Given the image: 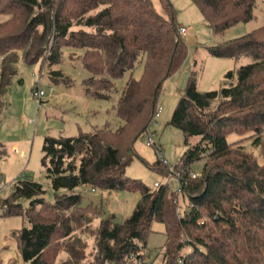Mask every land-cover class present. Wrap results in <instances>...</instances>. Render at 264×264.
Instances as JSON below:
<instances>
[{
  "label": "trees",
  "instance_id": "16d2710c",
  "mask_svg": "<svg viewBox=\"0 0 264 264\" xmlns=\"http://www.w3.org/2000/svg\"><path fill=\"white\" fill-rule=\"evenodd\" d=\"M157 1L161 12L153 0H0V14L8 16L0 23V120L20 59L27 66H52L62 49L81 50L79 61L88 73L81 81L85 96L107 101L117 93L115 81L138 60L143 63L139 78L129 77L113 104L110 116L122 123L117 129L108 119L76 136L44 138L41 164L52 202L30 179L18 180L0 198L2 215L24 216L29 223L15 232L23 262L54 264L63 252L60 264H131L130 256H142L152 225L160 223L165 235L160 264H264V164L240 145L249 138L260 144L264 134V24L207 48L215 58L247 60L227 71L217 90H198L189 75L168 121L185 145L176 170H170L157 155L149 163L134 151L155 118L165 80L187 51L175 8L169 0ZM191 1L213 33L249 22L256 5V0ZM136 156L152 171L175 173L180 193L168 183L151 188L129 180L125 169ZM200 160L202 173L191 177L189 166ZM79 187L137 193L139 200L118 223L106 218L101 205H82ZM175 197L186 203L182 214ZM77 231L93 239L91 259Z\"/></svg>",
  "mask_w": 264,
  "mask_h": 264
},
{
  "label": "rangeland",
  "instance_id": "374dc122",
  "mask_svg": "<svg viewBox=\"0 0 264 264\" xmlns=\"http://www.w3.org/2000/svg\"><path fill=\"white\" fill-rule=\"evenodd\" d=\"M176 11L177 24L185 28L182 39L187 51L181 66L164 82L162 91L157 99L161 107L158 118L153 119L148 127L149 134L153 133L155 145L145 144L146 134L134 143V151L140 158L149 163L156 159L154 148L159 144L163 150V158L169 167H174L185 151L183 134L180 130L168 125L172 111L178 101L179 93L186 85L190 74L196 80L200 91L217 90L224 74L235 70L240 64L247 61H235L227 58L212 57L207 48L226 40L245 35L264 24V0H256L253 18L246 23H238L221 33H213L206 27L204 18L191 0H169ZM155 9L161 12L157 0H153ZM8 18L0 14V23ZM59 63L48 66L36 63L27 66L22 59L18 62V71L12 80L6 96V107L0 120V198H6L11 192L13 184L20 179H30L41 184L45 190L44 199L53 201V191L45 176L41 164L42 145L46 136L57 137L76 136L79 130L90 131L93 128L103 127L105 121H111V129H117L122 123L109 116L120 91L129 77L138 79L143 63L138 60L131 72H126L115 81L117 93L112 100H95L86 98L81 81L88 77L79 61L81 50L62 49ZM51 71L55 74L50 77ZM21 80V82H19ZM44 96L38 97V91ZM93 109V114L86 116V112ZM249 138L242 144V149L252 155L259 163L264 164V134L260 144H252ZM133 157L125 169V176L129 180H140L146 186L153 188V183H168L171 189L177 187V179L163 173L152 171ZM203 161H195L189 166L191 174L200 175L203 170ZM175 168V167H174ZM173 168V170H174ZM176 170V168H175ZM173 172V171H171ZM256 179V178H255ZM82 198V205L92 203L102 206L106 218L114 222H122L128 217L137 201L139 194L126 191L99 192L90 187H79L76 191ZM59 193H66L60 190ZM22 207H28V201H21ZM178 213L186 209V203H178ZM97 223H94L95 227ZM160 223H154L152 232L147 238L148 248H157L152 256L151 264H160L165 236L158 231ZM28 227L29 223L24 216H4L0 210V264H28L22 261L17 247L15 232L21 227ZM76 235L87 243L86 253L92 258L93 239L87 231H77ZM66 255L60 252L54 264H60Z\"/></svg>",
  "mask_w": 264,
  "mask_h": 264
},
{
  "label": "built area",
  "instance_id": "2783aa9c",
  "mask_svg": "<svg viewBox=\"0 0 264 264\" xmlns=\"http://www.w3.org/2000/svg\"><path fill=\"white\" fill-rule=\"evenodd\" d=\"M179 32L181 35H184L186 33V30L185 28L183 27H180L179 28ZM44 96V92L43 91H38V97H42ZM160 111H161V107L158 106L157 107V110H156V113H155V118H158L159 114H160ZM154 118V119H155ZM146 134V139H145V144L147 146H153L155 145L154 141H153V133L149 134L148 130H146L144 132ZM154 151L156 153V155L158 156L159 160L164 163V164H167L166 163V160L163 158V150H162V147L159 145V144H156V147L154 148ZM173 167H170V170H172ZM191 174V173H190ZM198 175L196 174H191V177H196ZM177 179V177H176ZM159 184V182H154L153 183V186L154 187H157ZM176 194H179L180 193V186L177 182V187L174 189ZM174 202L178 203V198L175 197L174 199ZM156 253V250H150V249H145L144 250V253L141 254L142 256H139L137 257L136 255H131L130 256V260H131V264H151V259L153 258L152 256Z\"/></svg>",
  "mask_w": 264,
  "mask_h": 264
},
{
  "label": "crops",
  "instance_id": "0c3cea01",
  "mask_svg": "<svg viewBox=\"0 0 264 264\" xmlns=\"http://www.w3.org/2000/svg\"><path fill=\"white\" fill-rule=\"evenodd\" d=\"M87 98V97H86ZM90 114H93V109L91 110V111H89L88 110V112H86V116H89ZM108 114H109V112H108ZM110 115H112V111L110 112V114H109V116ZM108 120V119H107ZM156 182V181H155ZM152 227H153V225H152ZM153 231V230H152ZM158 231L159 232H162V234L164 235V226L161 224L160 225V227H158ZM165 236V235H164ZM164 243H165V240H164V242H163V245H164ZM146 247H147V249H150V250H158L157 248H148L149 246H147L146 245Z\"/></svg>",
  "mask_w": 264,
  "mask_h": 264
}]
</instances>
